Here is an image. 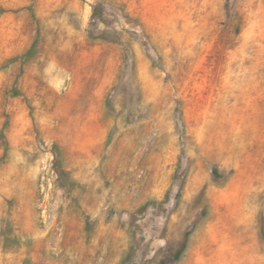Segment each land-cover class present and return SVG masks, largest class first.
<instances>
[{"label":"rangeland","instance_id":"1","mask_svg":"<svg viewBox=\"0 0 264 264\" xmlns=\"http://www.w3.org/2000/svg\"><path fill=\"white\" fill-rule=\"evenodd\" d=\"M0 264H264V0H0Z\"/></svg>","mask_w":264,"mask_h":264},{"label":"crops","instance_id":"2","mask_svg":"<svg viewBox=\"0 0 264 264\" xmlns=\"http://www.w3.org/2000/svg\"><path fill=\"white\" fill-rule=\"evenodd\" d=\"M33 17V16H32ZM34 18V17H33ZM36 43V49H35V55L33 56V57H30V58H28L27 59V62H29V61H31L32 59H34L36 56H37V54H38V46H37V43H38V35H36V37L34 38V40H33V42H32V44H31V46H30V48L26 51V53H25V57H26V55L28 54V52L32 49V47H33V45Z\"/></svg>","mask_w":264,"mask_h":264},{"label":"trees","instance_id":"3","mask_svg":"<svg viewBox=\"0 0 264 264\" xmlns=\"http://www.w3.org/2000/svg\"><path fill=\"white\" fill-rule=\"evenodd\" d=\"M35 49H36V43L33 45L32 49L28 52V54L26 55V58H30L33 57L35 55ZM7 122H6V126H7Z\"/></svg>","mask_w":264,"mask_h":264}]
</instances>
